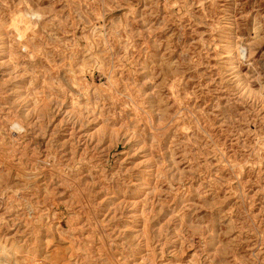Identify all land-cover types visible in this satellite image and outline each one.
I'll return each mask as SVG.
<instances>
[{
    "label": "rangeland",
    "instance_id": "1",
    "mask_svg": "<svg viewBox=\"0 0 264 264\" xmlns=\"http://www.w3.org/2000/svg\"><path fill=\"white\" fill-rule=\"evenodd\" d=\"M0 246L264 264V0H0Z\"/></svg>",
    "mask_w": 264,
    "mask_h": 264
},
{
    "label": "bare ground",
    "instance_id": "2",
    "mask_svg": "<svg viewBox=\"0 0 264 264\" xmlns=\"http://www.w3.org/2000/svg\"><path fill=\"white\" fill-rule=\"evenodd\" d=\"M19 138V137H18ZM2 253H4V250H3V248L0 246V264H3L4 262H2L1 261V257H2ZM4 255V254H3ZM4 257H6V256H4ZM8 257V256H7ZM7 260V259H6ZM8 261V260H7ZM13 261V260H12ZM6 263V262H5ZM7 263H9V262H7ZM10 263H11V260H10ZM12 264V263H11Z\"/></svg>",
    "mask_w": 264,
    "mask_h": 264
}]
</instances>
